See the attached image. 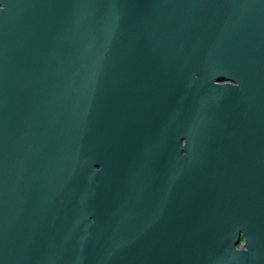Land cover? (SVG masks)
<instances>
[{
    "label": "water",
    "instance_id": "obj_1",
    "mask_svg": "<svg viewBox=\"0 0 264 264\" xmlns=\"http://www.w3.org/2000/svg\"><path fill=\"white\" fill-rule=\"evenodd\" d=\"M0 264H264V0H0Z\"/></svg>",
    "mask_w": 264,
    "mask_h": 264
}]
</instances>
